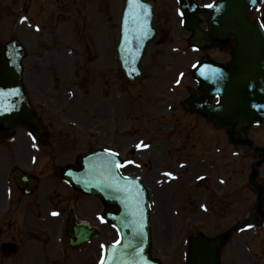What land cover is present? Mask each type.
Wrapping results in <instances>:
<instances>
[{
  "label": "rangeland",
  "instance_id": "1",
  "mask_svg": "<svg viewBox=\"0 0 264 264\" xmlns=\"http://www.w3.org/2000/svg\"><path fill=\"white\" fill-rule=\"evenodd\" d=\"M156 1L159 6L158 10L160 12L161 23L167 25L170 36L168 38L164 37L161 43L150 49L149 57L145 63L146 77L140 85L135 87L126 85L125 88H121L122 83L119 77L120 74L117 71L118 69L113 58L114 47L118 39L119 19L123 0H110V50H108V46L103 42L100 44L102 48L101 51L104 55L110 51V83L109 80L104 84L97 80V84H93L90 81H85V78L80 77L78 80V87L72 84L68 86V84H64L60 79L59 75L63 76L60 70L42 71V78L40 79L43 81L45 93L50 96V102L47 105L50 109H48L47 115L52 119H58L60 117L56 112L55 105L52 103V98H57L58 94L61 96L63 90H61L60 93H52L50 90L54 87L57 89L59 86H62L72 92L71 101L74 102L73 109L75 114L72 120L69 122H61V125H68L75 130L69 137L71 143L75 144L68 146L69 149L68 147H63V151L65 152L68 149L66 154L70 155H65L62 158V164L71 163L72 159H75L76 154L85 152L89 150L92 145L96 146L97 144H104L107 146L108 144L106 143H112L116 145L114 149L127 152L128 148H130L134 142L138 141L139 138H142L143 134L146 132L153 133V137L155 138L153 144L161 147L162 151H159L160 149L158 148L151 150V153L153 155L155 154L153 158L148 156L150 158L149 165L151 171H144L143 173L137 171L136 174L142 173L145 179L157 184L158 178L156 173L167 170L169 167V160L171 161L173 157H175L176 160L180 162L175 164L173 168L175 170H170L180 173L178 174L179 181H177L176 184L170 182L169 185L164 186L163 190H160L157 186L154 187V185H151L152 190L150 193L153 197L152 223L154 230V256L161 258V254H167L161 253L162 248H168L167 258L162 257L165 264H185L189 237L193 231L201 230L204 226L202 221L205 213L201 212L199 204L205 191L203 185L198 184V179L202 178L204 173H209L210 168L205 162L198 163L197 159L194 157L198 148L193 146L192 142L199 139V125L198 122L195 125V120L192 119L193 116L181 110L180 102L184 101L188 96V89L194 88L195 86L191 72L194 64L198 62L203 53L192 52L189 48L187 42L190 34L183 28L181 24L182 19L179 18L177 14V0ZM208 3H210L209 0H201L202 5H207ZM11 5L13 8H11ZM21 6L22 0H0V19L3 17L4 20V22L2 19L0 21L1 44L14 38L22 43L25 42V23L23 21V15L21 14ZM2 8L3 13H1ZM254 15L256 16V13ZM25 64L26 70L30 67V63L27 60V62H24V65ZM51 64L52 68L54 66L59 67L56 61L51 62ZM63 69L64 73L69 70V68L66 67ZM28 72L29 70L24 72V76L26 75V78L28 77V79L31 80L28 76ZM92 73L94 75L98 74L95 71ZM32 98L33 101L37 100V97L34 96L33 93ZM45 100L48 101V98H45ZM107 104L110 106H107ZM96 105L100 106L102 109L105 108V110L100 109V107L97 108ZM107 112L112 120H114V116L119 113V118L121 120L120 125L125 128L126 141L120 140L115 134L111 135L113 136L111 138L105 137L100 139L102 137V132L100 131V135H98L97 132L95 133L99 126L102 127L100 114H102L101 116H106L105 114ZM171 125L173 126L170 127ZM87 126L90 130H88ZM18 134V137H21V132H18ZM79 134H82V138H78ZM90 134H94L95 136L90 138ZM189 134H192L195 140L190 137ZM208 134H216L218 136V133L210 129L208 130ZM208 137L212 138V136L207 135L206 138ZM24 141V146L22 145V141H19L16 145L17 148L22 149V152H24L23 149L25 148H31V144L27 137H24ZM210 145L211 142H208L207 146L209 147ZM77 147L78 149L76 150ZM199 147H202V144H200ZM208 147L206 150H208ZM172 148L178 150L174 151ZM0 150H2L1 144ZM210 151L212 154L216 153L213 149ZM160 152H163L166 157L161 156ZM158 153L160 154L161 160L165 161L166 167H156V165L153 164V161L155 162V156ZM6 170L7 168L4 169V172ZM3 175L5 182L0 180V190L5 189L9 192V188L12 185L9 184V171L6 172V174L3 173ZM195 196L198 200L191 199L192 197L195 198ZM83 199L84 198L81 196L78 198L81 216L87 217L91 209H93L94 215L97 216L100 214L102 206L99 202L95 201L90 203L87 201L90 199ZM192 200L194 201L193 203L191 202ZM0 208L5 209L2 207ZM38 213V210L30 211L28 212V218L34 219ZM217 223L220 228L223 227V224L229 222L218 220ZM208 224L210 225L207 230L209 235H215V228L211 226L213 221L208 222ZM5 236L10 237L11 234L7 233L1 237V242ZM115 239V234L110 232L109 237L104 234L100 240L94 241L92 244L72 252L70 248L67 247L57 248L59 251L58 255L62 258L58 257V262L55 264H97L102 244L108 241H114ZM65 255L66 260L64 259ZM255 259L257 258H254V263L256 262ZM231 260L233 261V257ZM251 261L252 260L249 256H246V254L242 255L241 253L239 257H235V264H252ZM257 261H262L259 264H264V261L261 259ZM20 264L23 263L21 262ZM47 264H50L49 261ZM224 264L228 263L225 262Z\"/></svg>",
  "mask_w": 264,
  "mask_h": 264
},
{
  "label": "water",
  "instance_id": "2",
  "mask_svg": "<svg viewBox=\"0 0 264 264\" xmlns=\"http://www.w3.org/2000/svg\"><path fill=\"white\" fill-rule=\"evenodd\" d=\"M181 5L187 28L195 31L192 42L197 46L221 44L227 47L230 39H234L232 61L228 66L208 65L204 61L195 70L194 76L203 84L205 96L201 98L192 92L183 105L216 125L233 130L243 123L249 127L260 124L264 120V32L249 17V11L258 1L222 0L207 10L200 9L197 0H181ZM199 12L206 15L210 24L207 35L196 28ZM156 21L153 3L125 0L116 58L132 83L142 78L141 63L147 48L159 37ZM22 56V49L14 42L0 50V132L4 135L18 126L35 133L41 128L26 101L20 67ZM215 97L220 99L216 106L211 103ZM97 157V154L82 156L80 169L64 170L61 175L79 191L99 195L105 206V218L121 233V244L108 249L103 264H151L149 222L143 214L148 206L145 192L136 182L126 181L125 187H119L123 180L117 179V166L95 162ZM107 176L118 182V186L95 185ZM115 206L119 207V213L112 210ZM69 228L71 239H81V242L97 235L86 223H78L74 215ZM224 241V238L208 240L194 234L188 264H219V251Z\"/></svg>",
  "mask_w": 264,
  "mask_h": 264
},
{
  "label": "flooded vegetation",
  "instance_id": "3",
  "mask_svg": "<svg viewBox=\"0 0 264 264\" xmlns=\"http://www.w3.org/2000/svg\"><path fill=\"white\" fill-rule=\"evenodd\" d=\"M31 3H36L33 0H26L25 5L31 7ZM78 37V32H76ZM81 38H87L86 35L81 33ZM224 140L226 147L223 149V155L226 159L230 160V164L233 168L232 176H229L226 184L220 185L210 192L207 189V182L203 181L204 195H202V203L207 205L211 214L214 215L215 220L219 221H233L243 220L253 214L254 205L257 199L256 194L252 191L249 185V176L251 174L252 165L259 160V154L253 150L233 145L229 142L227 137ZM236 138H245L246 134L243 132H237ZM252 137V136H251ZM254 141L259 140L258 143L264 146V133H258ZM232 152L235 153L234 157ZM206 153H204L205 156ZM232 173V172H231ZM258 182L264 187V166L260 169ZM3 226V219L0 220V227ZM2 232V231H1ZM230 248V247H229ZM231 248H243L240 244H233Z\"/></svg>",
  "mask_w": 264,
  "mask_h": 264
},
{
  "label": "snow or ice",
  "instance_id": "4",
  "mask_svg": "<svg viewBox=\"0 0 264 264\" xmlns=\"http://www.w3.org/2000/svg\"><path fill=\"white\" fill-rule=\"evenodd\" d=\"M166 175H170V174H167V173H166ZM53 215H56V213H53ZM101 264H103V260L101 261Z\"/></svg>",
  "mask_w": 264,
  "mask_h": 264
}]
</instances>
